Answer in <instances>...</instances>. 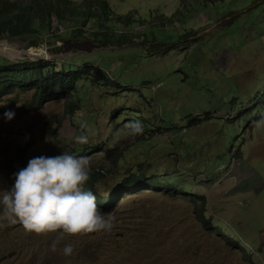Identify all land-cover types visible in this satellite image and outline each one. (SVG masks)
Returning <instances> with one entry per match:
<instances>
[{
	"label": "rangeland",
	"instance_id": "1",
	"mask_svg": "<svg viewBox=\"0 0 264 264\" xmlns=\"http://www.w3.org/2000/svg\"><path fill=\"white\" fill-rule=\"evenodd\" d=\"M104 1L110 22L96 16L80 35L55 20L37 42L0 39V58L81 73L71 117L70 99L37 109L31 90L3 96L0 189L31 157L67 151L102 175L103 198L132 175L177 178L185 194L134 188L102 210L110 230L63 238L0 218V264H264V0ZM135 119L144 132L132 138Z\"/></svg>",
	"mask_w": 264,
	"mask_h": 264
},
{
	"label": "trees",
	"instance_id": "2",
	"mask_svg": "<svg viewBox=\"0 0 264 264\" xmlns=\"http://www.w3.org/2000/svg\"><path fill=\"white\" fill-rule=\"evenodd\" d=\"M84 5L86 7L80 9L72 0H0V39L32 36V40L37 42L43 32L51 30L54 19L58 24L67 23L71 27L75 26L76 28L72 32L79 35L89 20L96 16L99 21L110 22V6L106 1H85ZM121 20L122 17L117 18V21ZM104 27L106 30L109 29L108 24ZM104 32L106 31L102 33ZM101 35L103 36V34ZM110 42L106 41L102 44ZM70 66L73 65L57 64L55 60L31 61L25 59L10 62L6 58H0V101L3 96L13 94L17 90L33 91V102L37 109L55 99L71 100L81 73ZM71 103V110H68L67 114L70 117L73 114V99ZM97 173L90 174L85 187L96 196V205L100 211L107 210L112 205L113 197L120 194L125 197L126 193L134 188L136 191L153 189L155 192L162 190L170 195L185 194L183 192L185 188L176 184L177 178L174 180L172 177L146 178L141 175H132L117 185L116 190L105 196L104 199L93 187L94 183L102 176ZM222 227V224H213L211 229L220 233ZM230 235L226 233L225 239L229 240Z\"/></svg>",
	"mask_w": 264,
	"mask_h": 264
},
{
	"label": "clouds",
	"instance_id": "3",
	"mask_svg": "<svg viewBox=\"0 0 264 264\" xmlns=\"http://www.w3.org/2000/svg\"><path fill=\"white\" fill-rule=\"evenodd\" d=\"M14 115L12 110L3 113L6 120H11ZM80 128H86L83 121ZM126 128V134L132 138L144 132V125L139 119L128 121ZM90 134L94 131H84L74 136L73 141L85 144ZM45 139L50 140L49 137ZM90 174L88 159L67 151L54 156L31 157L24 167L13 173L12 186L0 189V218L10 224L19 223L26 232L57 233L60 238L65 234L110 230L114 217L98 209L96 196L85 187ZM57 243L59 240L52 242L51 250H56ZM62 254L71 257L73 245L64 244Z\"/></svg>",
	"mask_w": 264,
	"mask_h": 264
},
{
	"label": "bare ground",
	"instance_id": "4",
	"mask_svg": "<svg viewBox=\"0 0 264 264\" xmlns=\"http://www.w3.org/2000/svg\"><path fill=\"white\" fill-rule=\"evenodd\" d=\"M30 52L34 53L33 55H37L39 54L40 51L36 49L35 50L31 49Z\"/></svg>",
	"mask_w": 264,
	"mask_h": 264
}]
</instances>
